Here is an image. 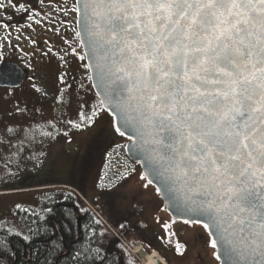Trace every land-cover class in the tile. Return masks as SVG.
Returning a JSON list of instances; mask_svg holds the SVG:
<instances>
[{"label": "snow or ice", "instance_id": "1", "mask_svg": "<svg viewBox=\"0 0 264 264\" xmlns=\"http://www.w3.org/2000/svg\"><path fill=\"white\" fill-rule=\"evenodd\" d=\"M83 8L107 75L122 82L113 90L121 99L111 98L138 114L126 121L151 130L168 170L193 193L194 207L170 195L172 206L216 224L224 264H264V0H84Z\"/></svg>", "mask_w": 264, "mask_h": 264}, {"label": "flooded vegetation", "instance_id": "2", "mask_svg": "<svg viewBox=\"0 0 264 264\" xmlns=\"http://www.w3.org/2000/svg\"><path fill=\"white\" fill-rule=\"evenodd\" d=\"M0 4L4 5L0 7V64L17 63L25 72V84L30 75L22 58H17L20 53L28 57L31 67L51 77L45 85L51 92L57 91L70 71L80 82L83 75L85 87L93 90L77 31L76 0H12L17 7H12L9 0H0ZM20 4L24 9L19 8ZM68 91L69 95L78 92L73 86ZM101 113L85 124L89 127L57 136L53 141V145L63 146L62 153L58 165L48 171L54 183L41 186L48 192L41 207L49 219L52 237L73 234L76 238L64 245L65 253L71 248L79 249L84 241L81 219L94 216L101 230L110 237L107 247L99 250L103 254L100 264H106L112 255L120 252L126 256L129 252L139 264H145L144 256L154 255L156 264H184L182 260L192 258V241L199 255H195L196 263L200 259L197 264H219L206 228L176 221L168 215L157 190L146 181L140 166L128 157V141L115 130L113 119L105 111ZM42 120L47 125L55 122L50 118ZM66 199L75 206L65 204ZM77 209L84 214L82 217ZM51 210L58 216L50 214ZM71 213L78 220L74 229L67 222L61 224ZM1 223L12 233L8 264H16L15 243L22 246L24 259L28 247L22 239L28 240V229L22 222H17L14 229ZM186 232L194 237L189 240ZM5 257L1 251L0 260L7 261Z\"/></svg>", "mask_w": 264, "mask_h": 264}, {"label": "rangeland", "instance_id": "3", "mask_svg": "<svg viewBox=\"0 0 264 264\" xmlns=\"http://www.w3.org/2000/svg\"><path fill=\"white\" fill-rule=\"evenodd\" d=\"M17 58H22L24 67L29 69L28 81L21 88L0 87V222L11 229L21 223L17 211L40 208L48 193L41 186L54 183L48 171L58 165L63 149L59 144L53 145L54 139L82 131L89 127L85 125L88 121L102 114L95 94L85 87L83 75L80 82L68 69L64 83L51 92L45 86L51 77L31 67L28 57L18 53ZM71 86L78 92L69 95ZM42 118L55 122L47 125ZM19 233L25 235L22 230ZM186 236L189 240L194 237L191 232H186ZM191 245L192 258L182 260L184 264L196 263L197 248L193 241Z\"/></svg>", "mask_w": 264, "mask_h": 264}, {"label": "water", "instance_id": "4", "mask_svg": "<svg viewBox=\"0 0 264 264\" xmlns=\"http://www.w3.org/2000/svg\"><path fill=\"white\" fill-rule=\"evenodd\" d=\"M84 0H76L77 7V31L80 44L84 53L85 61L89 70L90 81L95 95L97 96L103 110L113 119L114 128L127 141L126 153L131 161L138 164L146 181L153 186L159 193L160 199L165 206L168 215L179 222L191 225H199L206 228V231L212 240L217 241L215 248L216 258L219 256V264H224V243L220 240L216 224H214L206 213L201 212H180L175 209L169 199L173 195L181 207H194L189 197L193 193L188 192L184 185L175 179V174L168 170V161L164 154L168 151L164 145L153 143V137L150 135V129L142 128L137 122L138 114L130 108L122 110L117 107L116 99H121L119 92H113L122 82L116 81L114 77L107 75L108 61L104 59V53L101 49H95L90 41L88 33L85 31L86 24L89 23L83 8ZM25 80V72L17 63L0 64V87L16 89L20 88ZM128 93H123L126 100ZM133 106L135 102H132ZM136 117L137 120L127 119ZM143 133V137L141 136ZM159 139V137H157ZM151 181V182H150ZM209 227H205V225Z\"/></svg>", "mask_w": 264, "mask_h": 264}, {"label": "trees", "instance_id": "5", "mask_svg": "<svg viewBox=\"0 0 264 264\" xmlns=\"http://www.w3.org/2000/svg\"><path fill=\"white\" fill-rule=\"evenodd\" d=\"M96 99L102 112L103 109L101 104L97 97ZM64 203L67 205H74L72 200L66 199ZM77 211L80 214V217L84 215L80 213L78 209ZM17 212L23 226L28 229V240L25 238L22 239L24 244L28 247V252L26 253V257L23 259L24 253L22 252V246L15 243V248H17L16 252H18V261L16 264H100L103 262V254H101L99 250L103 251L104 247H107L110 243V237L101 230L99 221L97 219L94 220L95 217L93 215V217L86 216V218L83 216L81 219L84 241L79 249L71 248L68 253H65L66 250L64 249V245L68 246L76 237L71 233V235L65 234L64 237L60 235L52 237L49 219L46 218L42 207L38 209L31 208L29 210H18ZM49 213L56 215V212L53 210L49 211ZM64 213L68 214L67 210H65ZM64 222H67L70 228L74 229L78 220L75 218V215L71 213L61 224ZM11 234V231L1 223L0 253L2 251V253L6 255L5 260L7 261L0 260V264H8V256L10 255L8 245L12 239ZM93 235H95L94 238H92ZM123 249L126 251L125 248ZM107 261L106 264H118L123 261L125 264H139L138 260L135 259L129 252L127 253V256L125 252L112 255Z\"/></svg>", "mask_w": 264, "mask_h": 264}, {"label": "bare ground", "instance_id": "6", "mask_svg": "<svg viewBox=\"0 0 264 264\" xmlns=\"http://www.w3.org/2000/svg\"><path fill=\"white\" fill-rule=\"evenodd\" d=\"M136 252L139 253L138 250ZM144 257H145L144 258V263L145 264H156V263H154V258L156 257V255H154V256H144Z\"/></svg>", "mask_w": 264, "mask_h": 264}]
</instances>
